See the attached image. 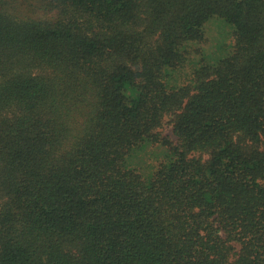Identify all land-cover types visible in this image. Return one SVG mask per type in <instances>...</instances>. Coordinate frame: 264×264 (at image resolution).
Here are the masks:
<instances>
[{"label": "trees", "instance_id": "1", "mask_svg": "<svg viewBox=\"0 0 264 264\" xmlns=\"http://www.w3.org/2000/svg\"><path fill=\"white\" fill-rule=\"evenodd\" d=\"M25 3L0 0V264H264V0Z\"/></svg>", "mask_w": 264, "mask_h": 264}, {"label": "rangeland", "instance_id": "2", "mask_svg": "<svg viewBox=\"0 0 264 264\" xmlns=\"http://www.w3.org/2000/svg\"><path fill=\"white\" fill-rule=\"evenodd\" d=\"M31 5H28L27 3H25L24 6H21L20 8L28 13V14H32L34 16H39V17H51L53 15V12L51 11H46L43 7H42V0H30ZM206 29H207V37L208 39V44H207V49L211 50V45L212 42H214L217 39L218 33H226L228 32L231 28V25L225 23L222 19L220 18H213L207 25H206ZM164 132H167L169 134H172L171 130L169 127H165L164 128ZM173 136V134H172ZM147 159V155H143L141 158H137V161L135 160V162L140 163L144 160ZM141 164V163H140Z\"/></svg>", "mask_w": 264, "mask_h": 264}]
</instances>
